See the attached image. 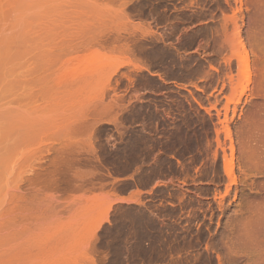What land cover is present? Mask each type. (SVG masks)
Returning a JSON list of instances; mask_svg holds the SVG:
<instances>
[{
	"label": "rangeland",
	"instance_id": "374dc122",
	"mask_svg": "<svg viewBox=\"0 0 264 264\" xmlns=\"http://www.w3.org/2000/svg\"><path fill=\"white\" fill-rule=\"evenodd\" d=\"M263 9L0 0V264H264Z\"/></svg>",
	"mask_w": 264,
	"mask_h": 264
},
{
	"label": "bare ground",
	"instance_id": "6f19581e",
	"mask_svg": "<svg viewBox=\"0 0 264 264\" xmlns=\"http://www.w3.org/2000/svg\"><path fill=\"white\" fill-rule=\"evenodd\" d=\"M240 8V7H239ZM262 10V9H261ZM264 11V9H263ZM238 12V11H237ZM262 12V11H261ZM256 13V12H255ZM234 15L231 17V20L229 21L230 24L232 23V18H233V25H232V28H234L233 30V34L235 35L234 38H236L235 42L232 43V40L230 41L232 43V48H236L238 47V49L240 48L241 49V61H242V65L245 69V76L247 77L248 76V66H249V58H248V52L246 51L245 47H244V44H243V41L241 39V35H240V28H239V24L236 22V16H235V13H233ZM239 14V13H238ZM243 14V13H241ZM257 14V13H256ZM263 14V13H262ZM258 15H260L258 13ZM264 15V14H263ZM261 16V15H260ZM255 17H257L255 15ZM259 17V16H258ZM262 17V16H261ZM230 19V18H228ZM261 20V19H259ZM264 20V19H263ZM262 20V21H263ZM227 21V20H226ZM260 21V22H262ZM225 22V21H224ZM264 23V22H262ZM227 23H225L226 25ZM234 26V27H233ZM226 27V26H225ZM235 31V32H234ZM234 40V39H233ZM235 43L234 47H233V44ZM235 50L236 53H238L240 50ZM233 55H236L234 54L233 52ZM249 63V64H248ZM228 69L231 68V63H229V65H227ZM232 79V78H231ZM230 79V80H231ZM238 100L240 98V95L237 96ZM264 98H262L261 101H263ZM200 105V104H199ZM235 105L234 107H232L231 109V113L233 114L234 113V109H235ZM228 107L225 106L224 107V111L222 112L223 114V118L221 120H219L220 124L223 125L225 127V129H228L229 128V125H230V119L231 117L228 116V111H227ZM220 114L219 111H217V115ZM243 141L241 140L240 141V144H239V147H238V151H239V154L241 155V157L243 159L246 160V162L249 163L252 162L253 165L251 167L255 168V170L258 172V173H255V174H262V180L260 182H253L252 185H254V187H256L260 192L263 193L264 195V124L259 128L258 131H256L255 133L253 132H250L248 135L245 134V136L242 138ZM217 144L221 147L222 146V143L220 141H217ZM234 151H235V148L232 144L231 146V151H230V159H229V165L227 166V174H228V177L230 179V181L234 182L235 183V176H234V172H233V165H234V162H233V157H234ZM223 152V157L225 159V151L222 150ZM165 182V181H164ZM117 196V195H116ZM114 197L113 201H124V202H128V201H132L133 199L130 198V197H126V196H121V195H118L117 197ZM262 200L257 203V206L256 207H262L263 205L261 204H264V196H262ZM132 199V200H131ZM134 201V200H133ZM259 208V209H260ZM264 208V206H263ZM262 208V209H263ZM261 213H264L261 212ZM260 216V215H259ZM257 218V217H256ZM256 218H253L254 221L252 222H255L256 221ZM257 220H260V218H258ZM262 222V225L264 224V219L263 220H260L259 223ZM249 222V221H248ZM247 222V225L243 226V233H251V234H254L253 232L256 231L257 228H260V227H257L258 225L260 224H257V223H252V224H248ZM261 225V226H262ZM251 226V227H249ZM253 228H256L254 229L255 231H253ZM259 230V229H258Z\"/></svg>",
	"mask_w": 264,
	"mask_h": 264
}]
</instances>
